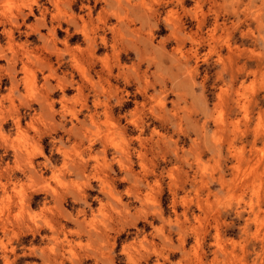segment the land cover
Wrapping results in <instances>:
<instances>
[{"label":"rangeland","instance_id":"374dc122","mask_svg":"<svg viewBox=\"0 0 264 264\" xmlns=\"http://www.w3.org/2000/svg\"><path fill=\"white\" fill-rule=\"evenodd\" d=\"M0 264H264V0H0Z\"/></svg>","mask_w":264,"mask_h":264},{"label":"bare ground","instance_id":"6f19581e","mask_svg":"<svg viewBox=\"0 0 264 264\" xmlns=\"http://www.w3.org/2000/svg\"><path fill=\"white\" fill-rule=\"evenodd\" d=\"M92 41V40H91Z\"/></svg>","mask_w":264,"mask_h":264}]
</instances>
